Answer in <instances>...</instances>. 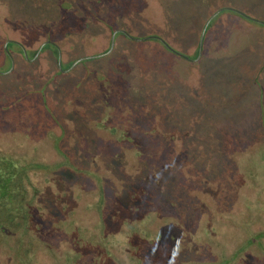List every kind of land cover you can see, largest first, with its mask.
Listing matches in <instances>:
<instances>
[{"label": "rangeland", "instance_id": "1", "mask_svg": "<svg viewBox=\"0 0 264 264\" xmlns=\"http://www.w3.org/2000/svg\"><path fill=\"white\" fill-rule=\"evenodd\" d=\"M263 102L264 0H0V205L27 175L30 205L49 210L27 216L40 230L12 231L0 264H65L46 222L83 211L92 238L126 242L98 264H133L144 242L159 264H264V245L245 246L264 215ZM203 179L224 208L205 218L224 225L195 242L207 219L183 207Z\"/></svg>", "mask_w": 264, "mask_h": 264}, {"label": "trees", "instance_id": "2", "mask_svg": "<svg viewBox=\"0 0 264 264\" xmlns=\"http://www.w3.org/2000/svg\"><path fill=\"white\" fill-rule=\"evenodd\" d=\"M209 18H211V16ZM261 106H263V108H262V111L260 110L261 111L260 119L264 121V104H262ZM212 155L213 154H211V157L214 159ZM214 160L215 161L213 162H216L218 160V156H216ZM27 177L28 176L26 175L25 178L21 179L18 183H14V181L13 182L10 181V177L8 176L9 181H10L8 185L10 184L9 186L11 187L12 190L8 189V187H4L3 189H1V194L5 199H10L12 197L13 199L17 200L15 205H10V204L8 206L7 205L5 206L4 204L0 205V250H3L6 253H9L8 258H12V259H14V257H13V254L11 253L12 252L11 249L8 248V245L15 244L18 246L21 241V239L17 235L16 237L12 235V238H10L12 231L13 230L18 231L24 228L26 229V226H28L31 229H34L35 226L33 227L32 225L27 224V221H26L27 216L37 215L38 210L40 211L42 210L44 214H46L49 211L48 207L46 208V207H39V205H30L32 204L31 203L32 199L33 198L36 199L37 197H39L41 192H39V189L35 188L36 182L32 180L34 183L33 184L29 183V180L27 179ZM215 177H218V176H216L213 173L211 178H215ZM24 180L26 183H29V184L24 185L25 183ZM144 180H146L147 182H151V180L153 179L143 178V181ZM202 181H203L201 183V185H203L202 188H200L198 191H194V192L191 191L189 193V196L191 197L190 199L193 200V203L189 202L190 199L187 198V203H191V204L188 205L187 207H183V208L188 209V211L190 212L188 214L189 216H191L193 213L196 212L195 216H197V218L201 217V220L207 219L205 223H201L200 227L197 226L199 234L201 235H199L196 238H193L195 242L202 240V238L204 237L202 233L204 234V229H206V225H208L209 223L217 222L220 226H222L224 225L223 217H225L223 215H220L214 221H213V218L211 220H209L208 218H205L207 214L205 213L206 210L215 212V213L217 212L223 213L224 208H223V205L218 200V195H219L218 189L217 188L209 189L207 188L205 184V180L203 179ZM53 183H55V181ZM4 184L6 186L7 183H4ZM29 188H30V191L28 192ZM234 190L236 191V189L235 188L233 189L232 191L233 193L235 192ZM133 192L138 197L137 199L138 201H141L142 203V201L145 200V197L147 194L146 192L143 191V189H139L138 187ZM7 196H9L10 198H7ZM183 205H186V204H183ZM193 206H196V209H194ZM146 208H149V207H146ZM85 212H88V211H83L82 213H78L79 215H77V217H75L77 212H73L72 216L70 215L68 219L63 218V221H59V219H56L55 222H58V223L57 224L54 223V226H51L50 225L51 223L46 222V227L50 230L53 229L54 227H58L57 225L60 224L59 238L62 240L63 251L67 253V255H65V257L63 258V262L65 264H77V263H80V261H83V262L89 261L92 264H98V262H100L103 259V257H105L106 255L109 256L110 254H115V255H118V257L121 256L123 254L124 248L127 247L126 242H123V240H119V241L113 240L106 245L103 242L105 239L99 240L98 238H95V239L92 238L93 233H92V230L89 229L91 228V226L85 225V222H88V223L90 222L91 224V220L84 219L85 216H87V215H84ZM236 212H240L241 214H243L242 210L241 211L237 210ZM61 213L63 215L62 210H61ZM89 213H92V212L90 211ZM51 215L53 214L51 213ZM231 215H234V213H232ZM255 216H257V218L250 217L248 219L249 228H251L250 231L252 232L253 237H248L245 240L246 241L245 246H250V247L259 246L260 247L261 245H264V215L256 214ZM88 217L89 216H87V218ZM56 218H58L57 215H56ZM97 218H102V216H97ZM93 226H95L94 223H93ZM40 227L41 226H37L35 228H38L40 230ZM149 227H151V223ZM195 227H196V223L190 225V229H193L195 233H198L196 232ZM101 228H102V225L99 224L97 225V227L96 226L94 227L93 231H96V229L98 230L97 232L102 231ZM38 232L40 231H37L36 234H38ZM83 237L92 239L94 244L92 246L80 245V242L83 239ZM6 243H7V248L3 247V245H6ZM196 244L194 245V248H197ZM233 244L234 243L226 242V244L224 245V249H227L226 247L232 246ZM152 245L153 243L149 242L148 244V242H144V244L141 246L140 250L138 251L139 253L133 252L137 250H130L129 253H132L133 260L135 261L133 262V264H159V262L163 260L162 259L163 255L159 252L160 250L158 249H150ZM22 249L24 250L26 249L30 251L32 248H29V247L27 248L26 246L25 248H22ZM89 251L90 253H88ZM235 253L233 254V256L236 255ZM202 254H203L202 249L198 247L193 255L196 256V259L198 261H203L205 257ZM172 258L175 261L173 264H182V258L180 259V257L177 258L175 256H173ZM251 263L252 261L248 259L242 262V264H251ZM117 264H120V263L118 262Z\"/></svg>", "mask_w": 264, "mask_h": 264}, {"label": "crops", "instance_id": "3", "mask_svg": "<svg viewBox=\"0 0 264 264\" xmlns=\"http://www.w3.org/2000/svg\"><path fill=\"white\" fill-rule=\"evenodd\" d=\"M238 13V12H237ZM212 19V18H211ZM209 22H210V20H209ZM208 20H207V22L204 24V27L203 28H206L207 26H208ZM204 30V32H205V29H203ZM202 30V31H203ZM201 37V36H200ZM206 41V40H205ZM203 42H204V35H203ZM202 42V47H203V43ZM199 43H200V40H199ZM207 46V45H206ZM201 47V48H202ZM198 50H199V45H198ZM203 57V55H202V50H201V53H200V56H199V58H200V60H201V58ZM197 63V61L196 62H194V64H196ZM247 87V86H246ZM258 91H259V98L261 99V97H262V92H263V90H262V87L260 88V89H258ZM262 104H264V102L262 103ZM262 104H260V105H262Z\"/></svg>", "mask_w": 264, "mask_h": 264}, {"label": "water", "instance_id": "4", "mask_svg": "<svg viewBox=\"0 0 264 264\" xmlns=\"http://www.w3.org/2000/svg\"><path fill=\"white\" fill-rule=\"evenodd\" d=\"M205 29V28H204ZM204 31V30H203ZM202 42H203V34L200 37V43H199V51L201 50L202 47Z\"/></svg>", "mask_w": 264, "mask_h": 264}]
</instances>
